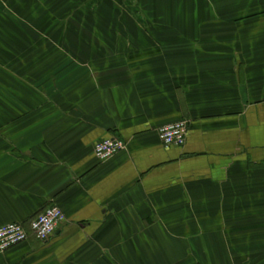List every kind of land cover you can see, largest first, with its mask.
Instances as JSON below:
<instances>
[{
    "label": "crops",
    "instance_id": "obj_1",
    "mask_svg": "<svg viewBox=\"0 0 264 264\" xmlns=\"http://www.w3.org/2000/svg\"><path fill=\"white\" fill-rule=\"evenodd\" d=\"M203 1L93 71L50 49L92 48L118 1L84 0L92 22L68 23L66 0H0V227L64 215L0 264H264V0ZM182 120L184 147L161 149ZM102 138L125 148L98 161Z\"/></svg>",
    "mask_w": 264,
    "mask_h": 264
},
{
    "label": "rangeland",
    "instance_id": "obj_2",
    "mask_svg": "<svg viewBox=\"0 0 264 264\" xmlns=\"http://www.w3.org/2000/svg\"><path fill=\"white\" fill-rule=\"evenodd\" d=\"M102 1V6L104 9L110 6V3L113 1H118L120 4V8L114 10L113 14H102L100 10L98 16L93 17L94 20L89 21L90 16H84L78 14L76 9H80L83 6L84 0H66V7L67 8H74V12H68L65 16V19L70 22L72 18L74 19V15H77L76 22L78 23H94L96 19L98 22L102 24H107L113 27L114 32H104L99 31V33L93 35H97V37L92 38L94 40L92 48L90 46H84L82 48H74V47H52L50 49L51 56H59V55H84V56H92L97 57V60L94 59L92 64L87 63V65H83L84 68H89L90 65L93 71L104 68L108 69L109 66H114V64H108V57L114 58V61L117 63H122L126 57L131 58L138 57L140 55L139 52H134L133 50H138V46L135 49H129L127 47V42L131 41L137 43L141 40H149L153 37H167L169 34L168 32L164 31L161 33L149 32L145 31V27H140L142 25H146V23H159L162 22L163 24H169L171 20H174V13L177 9H182L184 15L183 23L187 24L188 15L187 12L189 11L188 8L194 7L197 10L198 4L204 3L203 0H99ZM96 3V1H94ZM111 9V8H110ZM124 11H123V10ZM143 9V13L146 11H150L149 14L144 16L140 10ZM77 11V12H76ZM181 11V10H180ZM75 13L74 15H72ZM77 13V14H76ZM140 13V14H138ZM173 13V14H172ZM182 16L179 15V19ZM183 18V17H182ZM53 21V20H52ZM118 25V26H117ZM128 25V27H125ZM86 35L88 40H91L90 33L85 32L82 33ZM186 34V33H185ZM68 35L71 37L78 36L76 32H68ZM109 35V36H108ZM133 51V54H131ZM42 52V49H36V55ZM41 54V53H40ZM45 54L46 50H45ZM128 60V59H126ZM113 63V62H111ZM119 65H117L118 67Z\"/></svg>",
    "mask_w": 264,
    "mask_h": 264
},
{
    "label": "built area",
    "instance_id": "obj_3",
    "mask_svg": "<svg viewBox=\"0 0 264 264\" xmlns=\"http://www.w3.org/2000/svg\"><path fill=\"white\" fill-rule=\"evenodd\" d=\"M189 125L186 121H178L161 127L157 137L161 149L184 147L188 136ZM125 148V143L118 138H102L92 145V156L98 161L113 158ZM64 215L57 206L47 208L43 213L30 221L28 227L23 224H8L0 227V253L20 245L31 235L38 241H47L60 223Z\"/></svg>",
    "mask_w": 264,
    "mask_h": 264
},
{
    "label": "trees",
    "instance_id": "obj_4",
    "mask_svg": "<svg viewBox=\"0 0 264 264\" xmlns=\"http://www.w3.org/2000/svg\"><path fill=\"white\" fill-rule=\"evenodd\" d=\"M28 225H29V223L27 224V225H24V226H26V228L28 227Z\"/></svg>",
    "mask_w": 264,
    "mask_h": 264
}]
</instances>
